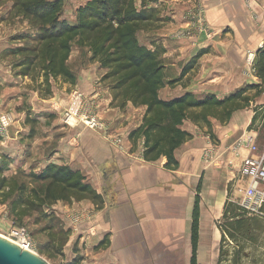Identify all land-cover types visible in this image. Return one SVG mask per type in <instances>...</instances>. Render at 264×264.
Returning a JSON list of instances; mask_svg holds the SVG:
<instances>
[{
    "label": "crops",
    "instance_id": "0c3cea01",
    "mask_svg": "<svg viewBox=\"0 0 264 264\" xmlns=\"http://www.w3.org/2000/svg\"><path fill=\"white\" fill-rule=\"evenodd\" d=\"M64 2L65 14L69 12L75 19L82 2ZM68 2L71 5L66 8ZM155 6L163 21L142 32L147 38L144 44L164 48L166 85L160 90L161 98L171 100L187 92L223 98L262 82L256 71L248 72L246 59L248 52L258 55L264 50V0H159ZM196 10L202 11L215 33L211 37L197 32L178 36L180 32H194L190 14ZM68 65L76 76L74 86L60 83L48 99L35 91V172L50 164L80 170L102 196V208L85 205L94 211L92 224L86 223V229L89 233L95 229L91 243L92 249H98L95 264H191L192 216L201 180L198 264H217L222 236L217 223L232 176L247 151L242 150L238 158L229 151L221 156L220 164H206L202 155L209 130L186 122L184 127L193 137L176 150L179 166L166 168L164 157L148 162L143 158L144 141L141 139L137 150L132 151L128 138L142 123L146 108L128 103L121 109L112 103L113 94L102 81L106 70L91 61L87 48L74 45ZM77 91L85 95L84 106L102 119L104 130L94 132L79 123L64 125L63 111L78 109L79 103L72 96ZM262 106L264 90L250 106L235 111L228 123L212 119L211 133L220 151L227 152L253 121L255 125L264 123ZM117 138H121L122 146L115 142ZM219 197H223L222 212L215 216ZM104 239L109 243L96 248Z\"/></svg>",
    "mask_w": 264,
    "mask_h": 264
},
{
    "label": "trees",
    "instance_id": "16d2710c",
    "mask_svg": "<svg viewBox=\"0 0 264 264\" xmlns=\"http://www.w3.org/2000/svg\"><path fill=\"white\" fill-rule=\"evenodd\" d=\"M80 1L75 20L69 21L64 17V0H13L11 14L27 20L32 32L13 37L24 45L11 49V54L20 56L12 67L16 75L31 81L39 97L48 99L53 97L56 85H75L76 76L68 61L74 45L87 48L91 61L106 70L102 81L113 94L112 103L121 109L128 103L146 108L142 123L128 138L134 147L141 139L144 141L143 158L148 162L164 157L165 167L176 169L179 166L176 150L193 137L184 127L186 122L207 128L213 136L212 119L228 123L235 111L250 106L264 90V50H259L255 70L261 83L245 86L223 98L187 92L164 100L160 96L166 85L164 48L149 47L139 38L140 32L163 21L160 9L155 6L159 0ZM197 58L189 63L190 67ZM260 108L264 110V106ZM257 114L258 110L254 120ZM254 125L253 121L249 130ZM31 177L45 185L28 190L25 183H19L15 177L7 178L0 168V203L10 202L11 214L20 222L35 212V206L74 195L102 200L87 177L68 166L50 164ZM201 190L202 180L192 216L191 264H198ZM218 228L222 236L217 264L227 260L230 264H244L252 257L248 250L252 252L264 239V220L234 201L230 190ZM108 243L104 239L96 248Z\"/></svg>",
    "mask_w": 264,
    "mask_h": 264
},
{
    "label": "rangeland",
    "instance_id": "374dc122",
    "mask_svg": "<svg viewBox=\"0 0 264 264\" xmlns=\"http://www.w3.org/2000/svg\"><path fill=\"white\" fill-rule=\"evenodd\" d=\"M12 4L13 0H0V117L5 127V130L0 132V168L7 178L15 177L19 183H25L28 190H31L45 185L31 177L35 173V91L29 79L16 75L12 66L20 56H15L10 51L24 45L20 40L14 41L13 37L31 33L32 28L27 20L18 18L11 12L6 16ZM70 5L68 2L66 8ZM65 10L64 8L67 19L74 21L69 12L65 14ZM5 17L7 18L1 23ZM13 29L19 31L13 32ZM139 38L142 42L147 41L143 32L139 33ZM81 55L87 56L85 50L81 49ZM74 123L77 121H73ZM251 131L258 133V145L261 148L264 143V123L254 125ZM131 144V150H137L139 143L135 147L132 142ZM229 190L234 201L244 202L245 186L238 171L232 176ZM9 203H0L1 235L10 239L13 228L24 227L32 235L34 252L50 264H95V252L98 249H92L91 246L95 241V229L92 233L86 229V223L92 224L90 221L94 217V211L87 209L85 205L93 204L94 209L98 210L103 206L102 200L94 201L88 196L74 195L52 204L35 206V212L22 222L11 214ZM60 243H63V246H60ZM248 253L252 254V257L246 259L244 264H264V239L261 245L252 252L248 250ZM180 264L184 262L181 261ZM224 264L230 263L227 260Z\"/></svg>",
    "mask_w": 264,
    "mask_h": 264
},
{
    "label": "built area",
    "instance_id": "2783aa9c",
    "mask_svg": "<svg viewBox=\"0 0 264 264\" xmlns=\"http://www.w3.org/2000/svg\"><path fill=\"white\" fill-rule=\"evenodd\" d=\"M191 20L195 23L193 26L194 32L189 30L180 32L178 36H192L194 33H202L207 37H211L215 33L211 30L206 22L202 11L196 10L190 14ZM176 35V36H177ZM257 55L250 51L247 54L246 67L249 73H255V62ZM73 98L78 101L77 110L66 109L62 114V121L65 125H70L73 121L82 124L86 128L102 131L105 126L102 119L88 107L84 106L85 95L82 92H75ZM3 121L0 117V132L5 130L2 125ZM208 146L204 150L202 159L206 164H214L221 162V156L231 151L238 158L241 156V151L246 150L247 155L240 158V166L238 173L244 181V202L241 203L251 214H255L264 220V144L260 148L258 145V133L251 130L242 133L234 141L233 145L228 148V151H220L219 144L213 140V136L208 134ZM119 146H122L121 138L115 141ZM229 166L233 165V159L228 162ZM12 241L19 244L25 249L34 252V240L29 231L24 227H15L11 231ZM37 253V252H35Z\"/></svg>",
    "mask_w": 264,
    "mask_h": 264
},
{
    "label": "water",
    "instance_id": "95a60500",
    "mask_svg": "<svg viewBox=\"0 0 264 264\" xmlns=\"http://www.w3.org/2000/svg\"><path fill=\"white\" fill-rule=\"evenodd\" d=\"M0 264H50L37 253L0 235Z\"/></svg>",
    "mask_w": 264,
    "mask_h": 264
},
{
    "label": "bare ground",
    "instance_id": "6f19581e",
    "mask_svg": "<svg viewBox=\"0 0 264 264\" xmlns=\"http://www.w3.org/2000/svg\"><path fill=\"white\" fill-rule=\"evenodd\" d=\"M222 206H223V197H219L217 200H216V204H215V208H214V214L215 216H219L221 215V212H222ZM206 230L208 231L209 230V227H206ZM1 235V234H0ZM2 237L6 238V239H9L3 235H1ZM11 240V239H9ZM216 241V240H215Z\"/></svg>",
    "mask_w": 264,
    "mask_h": 264
}]
</instances>
